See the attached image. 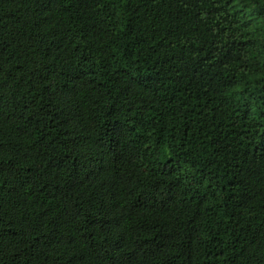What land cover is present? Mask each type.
Returning a JSON list of instances; mask_svg holds the SVG:
<instances>
[{
    "label": "trees",
    "instance_id": "16d2710c",
    "mask_svg": "<svg viewBox=\"0 0 264 264\" xmlns=\"http://www.w3.org/2000/svg\"><path fill=\"white\" fill-rule=\"evenodd\" d=\"M0 264H264V0H0Z\"/></svg>",
    "mask_w": 264,
    "mask_h": 264
}]
</instances>
